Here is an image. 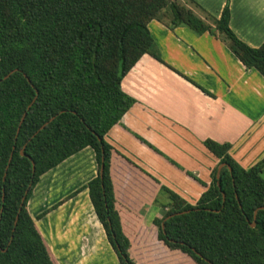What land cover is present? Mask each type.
Masks as SVG:
<instances>
[{
  "label": "trees",
  "instance_id": "trees-1",
  "mask_svg": "<svg viewBox=\"0 0 264 264\" xmlns=\"http://www.w3.org/2000/svg\"><path fill=\"white\" fill-rule=\"evenodd\" d=\"M183 1L0 0V264H56L28 200L41 175L86 147L97 175L82 189L119 264H138L115 208L113 149L104 137L135 103L121 90L122 78L144 54L162 62L148 23L209 33L264 78V42L253 48L237 38L228 3L215 18ZM204 146L218 159L210 185L194 205L161 188L170 201L153 220L158 240L194 264H264V158L244 169L230 157L229 144L206 140ZM221 164L231 172L223 167L216 178Z\"/></svg>",
  "mask_w": 264,
  "mask_h": 264
},
{
  "label": "crops",
  "instance_id": "crops-1",
  "mask_svg": "<svg viewBox=\"0 0 264 264\" xmlns=\"http://www.w3.org/2000/svg\"><path fill=\"white\" fill-rule=\"evenodd\" d=\"M191 1L215 18L228 3L237 38L253 48L264 42V0ZM147 28L162 62L144 54L122 78L121 90L135 103L104 137L113 149L115 208L138 264H194L157 238L153 220L170 201L161 188L196 204L218 165L206 140L229 144L244 169L264 158V78L209 33L170 30L156 20ZM96 175L86 147L41 175L28 200L56 264H119L82 189Z\"/></svg>",
  "mask_w": 264,
  "mask_h": 264
},
{
  "label": "water",
  "instance_id": "water-1",
  "mask_svg": "<svg viewBox=\"0 0 264 264\" xmlns=\"http://www.w3.org/2000/svg\"><path fill=\"white\" fill-rule=\"evenodd\" d=\"M14 71H15V70L9 72L6 76H4L3 79H7V78H8V77H9ZM1 81H2V80H0V82H1ZM33 102H34V100H33ZM33 102H32V103H33ZM32 103L27 107V109H29V108L31 107ZM24 118H25V113L23 114V116H22L21 119H20V123H19L18 128H17V133L19 132L20 125H21L22 122L24 121ZM54 118H55V117L50 118L47 122H45V124H43V125L40 127L39 130L43 129V128H44L49 122H51ZM39 130H38V131H39ZM38 131H37V132H38ZM37 132H36V133H37ZM20 154H21V156H24V152H23V151H21ZM11 157H12V155H10V157H9V159H8V164H9L10 161H11ZM8 164H7V166H6V169L8 168ZM103 166H104V165H103V160H102L101 165H100V169H99V175H100V178H102ZM223 167H227L228 170L231 172V168H230L228 165L221 164V165H219V167H218V169H217L216 178L219 177L220 170H221ZM32 170L34 171V163H32ZM4 177H5V175H4ZM218 187H219V185H218ZM219 188H220V187H219ZM26 194H27V192H25V195H24V197H23L22 200H21V204H20V206L22 205V202L24 201ZM223 198H224V196H223ZM261 209H263V207L257 208V209L254 211V213H253L254 220H255V217H256V215H257V212H258L259 210H261ZM19 211H20V209L18 210V212H19ZM178 214H179V213H178ZM172 216H174V215L168 216V218H171ZM168 218H166V219H168ZM17 219H18V215L15 217L14 224H16ZM166 219H165V220H166ZM162 227H163V224H162ZM250 227L254 228V227H255V223H254V222L251 223V224H250Z\"/></svg>",
  "mask_w": 264,
  "mask_h": 264
},
{
  "label": "rangeland",
  "instance_id": "rangeland-1",
  "mask_svg": "<svg viewBox=\"0 0 264 264\" xmlns=\"http://www.w3.org/2000/svg\"><path fill=\"white\" fill-rule=\"evenodd\" d=\"M182 2H184V1L182 0ZM262 177L264 178V174L262 175ZM88 264H95V260L91 259V260L88 262Z\"/></svg>",
  "mask_w": 264,
  "mask_h": 264
}]
</instances>
